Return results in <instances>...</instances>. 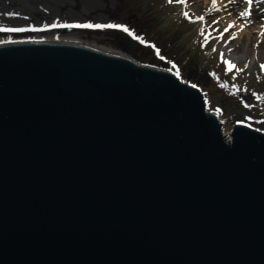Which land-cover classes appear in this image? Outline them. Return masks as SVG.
I'll list each match as a JSON object with an SVG mask.
<instances>
[{"label":"water","instance_id":"95a60500","mask_svg":"<svg viewBox=\"0 0 264 264\" xmlns=\"http://www.w3.org/2000/svg\"><path fill=\"white\" fill-rule=\"evenodd\" d=\"M0 264H264V135L129 58L0 44Z\"/></svg>","mask_w":264,"mask_h":264},{"label":"rangeland","instance_id":"374dc122","mask_svg":"<svg viewBox=\"0 0 264 264\" xmlns=\"http://www.w3.org/2000/svg\"><path fill=\"white\" fill-rule=\"evenodd\" d=\"M257 9L264 10V4ZM199 16L204 19L197 20ZM53 23L122 24L144 42L134 44L141 41L119 29L46 27ZM229 24L234 27L225 32ZM12 27L28 30L3 31L0 38L77 40L169 69L199 85L207 109L217 113L222 133L230 135L235 122L264 133V18L241 17L230 0H0V28ZM128 41L138 48L125 51ZM225 60L236 67L229 70Z\"/></svg>","mask_w":264,"mask_h":264},{"label":"snow or ice","instance_id":"6c2138e0","mask_svg":"<svg viewBox=\"0 0 264 264\" xmlns=\"http://www.w3.org/2000/svg\"><path fill=\"white\" fill-rule=\"evenodd\" d=\"M167 2L169 4H172L173 2H176V3H180V4H185L187 2V0H167ZM230 2H233V0H230ZM258 3H261V4H264V0H257ZM212 3L215 4L216 3V0H212ZM245 3L249 6L248 9L244 10V11H241L239 13V15L241 17H245V16H248L250 15V7L251 5L253 4V0H245ZM183 15L185 17H188V13L187 12H184ZM204 17L203 16H199L197 17V20H203ZM46 27H51V28H55V27H62V28H96V29H119V30H122L124 31L125 33H128L130 36H134V38L140 40L142 43L144 42L143 41V38L142 37H139V36H135L134 33H132L128 27H126L125 25H122V24H114V23H107V24H93V23H72V24H69V23H61V24H57V23H53L51 25H47ZM234 27V24H229L227 28L224 29L225 32H227L229 30V28H232ZM28 29L27 28H23V27H12V28H0V32H3V31H10V32H24V31H27ZM32 30H35V31H39L41 29H36V28H32ZM201 32L204 31L203 28L200 29ZM223 34H221V37H222ZM261 35H264V32L261 33ZM236 34L233 33L232 34V38H235ZM205 39H207V37H205ZM213 51H215V49H213ZM157 54H159V50L157 49ZM223 55V54H221ZM161 59H163V57H161ZM224 63L228 66V69L231 70L233 68L236 67V65L232 64L230 61H227L225 60ZM261 70L264 71V65H261ZM177 75H179L177 73ZM223 86V85H221ZM193 88L196 87L195 84L192 85Z\"/></svg>","mask_w":264,"mask_h":264},{"label":"bare ground","instance_id":"6f19581e","mask_svg":"<svg viewBox=\"0 0 264 264\" xmlns=\"http://www.w3.org/2000/svg\"><path fill=\"white\" fill-rule=\"evenodd\" d=\"M231 3L235 6L236 10L239 13L241 11H244V10L249 8V6L246 5V3L243 2V0H233V2H231ZM259 4H261V3H258L257 0H253V4L250 7V15L245 16L243 18H247V17L248 18L249 17H255V18L262 17V18H264V10L257 9ZM50 40H52L53 42H64V43L81 45V46H84V47H87V48H90V49H93V50H97V51H100V52H103V53H107V54H111V55H115V56H120V57H125V58L129 57L126 54H124L123 52H120V51H117V50H114V49H105V48L98 47L96 45H91V44L84 43V42L77 41V40H70V39L69 40L68 39H42V40H36V39H32V40H24V41H50ZM11 42H16V40L1 39L0 38V44L11 43ZM20 42H22V41H20ZM129 58H131V57H129ZM223 134L227 138L229 137V135H228L229 133L226 132L225 130H223Z\"/></svg>","mask_w":264,"mask_h":264},{"label":"trees","instance_id":"16d2710c","mask_svg":"<svg viewBox=\"0 0 264 264\" xmlns=\"http://www.w3.org/2000/svg\"><path fill=\"white\" fill-rule=\"evenodd\" d=\"M125 44H126L127 46L130 45L129 47H127V46L124 45L125 48H123V49H124L125 51H127V50H129V49H130L135 43L133 44V43H131L130 41H128V42L125 43ZM136 46H137V45H136ZM136 46L134 45V47H136ZM136 48H138V47H136ZM204 82L207 83V79H206V78H205Z\"/></svg>","mask_w":264,"mask_h":264}]
</instances>
